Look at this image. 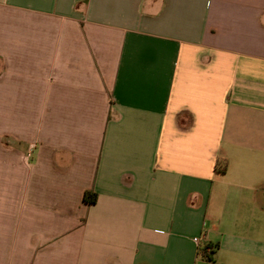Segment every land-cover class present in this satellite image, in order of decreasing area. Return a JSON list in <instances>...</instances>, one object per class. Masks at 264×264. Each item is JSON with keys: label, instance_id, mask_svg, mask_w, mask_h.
<instances>
[{"label": "crops", "instance_id": "0c3cea01", "mask_svg": "<svg viewBox=\"0 0 264 264\" xmlns=\"http://www.w3.org/2000/svg\"><path fill=\"white\" fill-rule=\"evenodd\" d=\"M0 264H264V0H0Z\"/></svg>", "mask_w": 264, "mask_h": 264}, {"label": "trees", "instance_id": "16d2710c", "mask_svg": "<svg viewBox=\"0 0 264 264\" xmlns=\"http://www.w3.org/2000/svg\"><path fill=\"white\" fill-rule=\"evenodd\" d=\"M96 198H97V195L91 191H85L82 196V200L86 204H94L96 201ZM201 253L205 255V253L203 252V247L201 248Z\"/></svg>", "mask_w": 264, "mask_h": 264}, {"label": "built area", "instance_id": "2783aa9c", "mask_svg": "<svg viewBox=\"0 0 264 264\" xmlns=\"http://www.w3.org/2000/svg\"><path fill=\"white\" fill-rule=\"evenodd\" d=\"M194 243H196L197 245H199V241H200V238L198 237H195L192 239ZM211 248L209 246H203V252L205 254H210L211 253Z\"/></svg>", "mask_w": 264, "mask_h": 264}]
</instances>
